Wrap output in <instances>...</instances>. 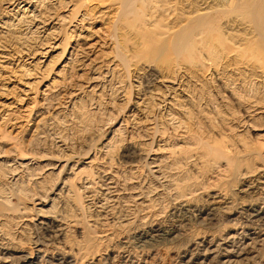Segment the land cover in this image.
Returning <instances> with one entry per match:
<instances>
[{"label": "rangeland", "instance_id": "1", "mask_svg": "<svg viewBox=\"0 0 264 264\" xmlns=\"http://www.w3.org/2000/svg\"><path fill=\"white\" fill-rule=\"evenodd\" d=\"M105 1H108V3L106 4ZM125 1L0 0V248L9 249L13 254H16L15 256H22L20 252H23L24 250L30 251L32 256L36 259L35 262L38 264L40 261V264H45L47 262V264H58L59 262V264H64V262L65 264H75V260L76 264H129V262L130 264H200V262L202 264L203 260L205 264H214V262L215 264H224L222 262L224 256L221 254L223 253V250L217 248V252L213 254L209 252V254L207 251H205L206 244L208 241L210 243L212 241L213 245L217 238L222 239L220 237H224V235L235 229V227L241 228L246 224L245 226L250 228L252 222L249 221L248 218L246 219V217L241 213H243V210H247L248 208L262 206L260 200L264 196V194H262L264 193V190L260 188L261 186H259V184L261 183V179L264 178V169H262V167H264V150H262L264 149V83L262 79L256 78V73L250 74L251 72H249L250 70L248 67H252H250L245 62L244 58H241V60L240 58H234L229 60V63L227 61L224 62V60H221L222 62H218L217 65L220 72V76H218L219 78L211 76L213 63L212 61L210 62V60L208 61L209 58H207L205 53L202 54L204 57L206 56V59L201 54V58H204L202 59L203 63L201 64L205 66V71L201 73L204 75V78L201 77L203 75H199L200 73H198V75L195 74L191 76L193 73L186 72V70L183 69L186 66L182 67L184 62L181 65L179 64V61L174 63V67L176 69L173 68V73L176 74L174 75L171 73L169 75L170 79L167 78L168 76L166 77V75H168L167 73L165 74L164 72H160V67H158L156 64L153 65L152 62H149V64L151 63L149 68L148 61L140 60V62L144 61L140 63L139 60L134 58H132L133 60H130L131 58L129 57L127 64H124L120 54L117 55L115 53L117 49L114 47V41H116L118 34H121V30L120 32L118 30H116L117 32L114 30L115 28L118 29V26L116 27L113 25L115 24V22H113L115 18L112 19V17L117 15L116 13L120 11L119 8L122 7V3L124 2L125 5H129L128 10H131L130 12H134V14L136 13V16L132 13V17L131 13H129L128 10H125V16L130 17L134 22L139 20V24L146 28L148 27L149 30L155 31V29L162 30V28L164 29L165 26H169L166 28L171 30V25H185L187 24L188 17H191L190 15H192V19H196L200 16L199 13H203L205 14V20L208 23L210 21L212 23L210 22V24L206 25L203 24V26L199 25L201 24L200 22L198 23V26H202L206 29V33H200L197 31V39L202 41V45L205 43L207 37L216 35L218 37L220 36L222 43L229 42L233 46H238L237 48L241 49V45H238L240 44L239 42H241V38L243 39L250 34V26L247 28L248 24L244 22V15L247 11L252 10L256 4L258 6L259 4L263 3L264 0H254L253 2L251 0H247V3L246 0H147L148 2H142V0ZM131 1L133 2L131 3ZM154 1L156 4H154ZM109 2L113 3L109 4ZM150 2H153V5ZM242 4H244V7ZM113 5H117L114 6L115 10ZM142 6H144L143 9ZM161 6H163L165 11L160 8ZM135 7L137 10H135ZM186 8L187 10H185ZM144 9H147V12ZM157 9L159 11H157ZM140 10H142V13L139 12ZM197 10L199 12L196 13ZM208 10L210 11L207 12ZM241 10L243 11L242 13H240ZM114 11H116V13ZM156 12H158V14H156ZM193 12L196 14L195 16ZM146 14L148 15L146 16ZM210 14L211 16H209ZM236 16L239 17L236 19ZM83 17L86 18V20ZM185 17H187V19ZM182 18L185 20V22H183V20L181 21ZM179 19L180 21L178 22ZM238 20L243 23L240 24ZM151 22L152 24H150ZM176 23H179V25ZM237 24L244 25L242 27L238 26ZM209 26L211 28H209ZM233 27L234 29L241 28L242 30H232ZM223 32L225 33L223 34ZM245 32L248 33V35H245ZM231 36L235 39L233 42V38ZM228 37L231 38V41ZM238 37L241 38L239 39ZM223 38H226V40ZM91 43L96 45V47L93 45L94 49H90L88 51L86 44ZM243 46L244 45H242V47ZM70 52L73 53L71 54ZM113 53H115L117 57ZM118 60L120 62H118ZM234 61L236 65L235 67ZM238 61L240 63L236 64ZM113 64L118 66H113ZM123 64L125 66L129 65V67L127 66L129 69L126 68V72V69L123 70ZM141 64L143 66L142 68ZM220 65L222 66L220 67ZM133 66L135 68H133L134 70H132ZM152 68H156L158 70H154ZM115 69L120 71H116ZM175 70L178 71L176 72ZM108 71L109 73H107ZM128 71L130 72L128 73ZM187 71L190 70L188 69ZM238 71L242 73L238 74ZM234 72L238 73L235 74ZM247 73L250 77L246 76ZM228 74L231 79L233 78L232 80L227 76ZM232 74H235L238 77L241 75L240 80L238 77ZM254 75L256 76L255 78ZM194 76H198L199 78L197 77V79H195L196 77ZM235 77L237 82L234 80ZM228 78L230 80H228ZM251 78L254 81L251 80ZM241 79L242 82H240ZM246 81L248 82L246 83ZM255 82L256 84H254ZM242 83L244 86H242ZM251 83L253 84L254 88L256 87V90L252 89L253 86ZM225 84L228 85L226 86ZM258 84L260 86H258ZM226 87H228L227 91ZM241 87H244V89ZM229 88L234 91L228 90ZM245 89L248 90L250 94L254 92L255 93L250 95ZM239 91H242L240 92L242 100L244 96H246L243 100L245 104L243 101H241V97L238 98L237 96L239 95ZM230 92H232V95ZM241 93L247 94L242 95ZM186 94L190 96L188 97ZM248 95L249 97H247ZM261 96L263 97L261 98ZM247 98L251 100H246ZM254 98L255 100L257 99L258 102H256L259 105L257 104L256 106V102L253 101ZM142 99L144 100L141 101ZM173 101L177 105H184V108H186L189 112L192 110L191 112L193 117H190V119H193L192 124L194 125L193 127L196 128L193 130L197 134L201 132L203 135L201 137L205 138L203 139L206 143L212 146L217 144L219 145V148H223L227 152V155H230L231 158H234L239 162H241L240 159L242 160L243 163L240 164H244L246 167L241 168V165H239V168L242 170V172H252L253 176L250 177L251 179L249 178L250 181L248 179L247 183H243L239 177L236 178L233 176L229 170H224L225 165L222 162H220L221 164H214L209 166V168H206L205 164H196L197 162L195 163V161L190 158L192 153H190V157L188 156V151L190 148L187 147L186 144L188 143L189 146V140L186 138V135H184L185 131H183L184 129L179 128L180 125L177 119H173L168 116L170 112L172 113L175 111L176 104H174ZM180 101H182V103ZM252 101L255 104H253ZM259 101L262 102L261 106L263 108H261ZM247 103L251 105H248ZM136 104L138 105L137 107ZM139 104H142L143 106H140ZM173 105H175V108L172 107ZM251 106L253 108H251ZM261 110L262 112H260ZM231 117L232 119L230 120ZM40 119L41 122H39ZM42 119H44V121ZM156 121H161L162 123L158 122L157 124ZM174 122H176V124ZM37 123H40L41 126ZM156 124L158 126H156ZM34 125H36V127ZM158 127L160 128L158 129ZM208 137L211 139L209 138L208 140ZM182 138L186 139L187 141ZM166 139L167 141H165ZM156 142L157 144L159 143V147L157 146ZM165 142H167V144ZM180 143L183 144L181 145ZM222 144L225 146V148ZM167 145L169 147H165ZM108 146H111L109 147L110 149ZM177 146H179V149L184 147L183 149L185 152L187 149V152L185 153L186 155L183 153L184 151L179 150ZM173 148L174 150L178 149V155L177 151H175L176 153L173 152ZM157 149H159V151ZM240 149L243 152H241ZM161 150H172V152L170 151L171 153H168L163 151L165 153L164 154ZM180 151L182 153H180ZM230 151L232 153H230ZM255 152L259 154L257 155ZM169 154L173 156L172 160L170 159L171 161L169 160V158H171V156H168ZM181 154L187 156L189 160L185 156H179ZM233 155H237V157H232ZM238 155L240 156L238 157ZM259 155L261 156V159ZM103 157H105L106 160H104ZM174 157H176V159L179 158V160L180 158L184 157L181 160H187L186 162L184 161L185 164L180 160L181 170L178 169L179 167L172 166L175 163ZM87 158H90L92 163L95 164H87ZM160 158L162 162L159 160ZM164 158H167V162L169 160V162L173 164L168 162L171 164L169 165L166 160H164ZM256 158L259 160L256 161ZM109 159L111 161H109ZM249 159L252 163H250ZM173 160L174 162H172ZM101 161L105 167L103 164H101ZM176 162H178V160H176ZM187 162L191 165L186 164ZM145 163L147 164V168L145 167ZM64 164H67L68 167L66 166V168H64ZM96 164H98L97 166L99 167H96ZM156 164H158V167L155 166ZM193 164L196 166H193ZM88 165L89 167L87 168L86 166ZM113 165L114 169H111L113 168ZM197 165L199 167H197ZM154 166L156 168L160 167V170L162 171L159 170V173L161 174L155 175L154 172H151L153 171V168H155ZM170 166L172 167L171 169ZM202 166L205 167L203 168ZM61 167H63V169ZM82 168L88 170H83ZM91 168L93 170H91ZM97 168H101L103 171L100 169V172H102L99 173V169ZM182 168L185 169L183 170ZM261 169L262 171H260ZM148 170L150 172L148 174L150 175L147 174ZM167 170H171L172 172L169 171V174ZM60 171L62 172L60 173ZM77 171L83 172H81V174L78 172L80 174L79 175L78 173L76 174ZM84 171L88 172V174L84 173ZM89 171L91 173H89ZM130 171H133L132 175ZM179 171H181L182 174L181 172L178 174ZM224 171H228V174L226 173L225 175ZM70 172L73 174L71 175ZM166 172L168 173V177H166ZM83 173L84 175H82ZM176 174L179 176L176 177ZM74 175H78V177L80 176L81 178L77 177V179ZM152 175L153 177H150ZM161 175L166 176H163L162 178ZM181 175H183L182 177L183 180L185 179V182H188L189 180L188 185L190 183V185L193 186V183H196V181L198 182V184H194V189L192 188L193 191L195 190L194 192H196V194L192 192L191 189L187 190L189 193L191 191L192 194L197 195L195 197L193 195L192 199L194 201L192 199L189 201L192 205H190L191 208L179 207L182 201L188 200V197H182L181 193H179L182 190L181 187L179 188V191H176L175 193L173 190L176 188V182L178 185L179 183L182 184ZM185 175L186 177H184ZM95 176H97L98 179L101 178L100 180L102 182L99 181ZM171 176L174 177V179ZM71 177L74 179L72 182L73 185L71 183L73 180ZM159 178L161 179L158 180ZM168 178L175 184L171 185L173 183H170L167 180ZM175 178L177 180L176 182ZM193 178H195L196 181ZM178 179H180L181 182H179L180 180L178 181ZM234 179H236L237 182ZM115 180H117L116 184L118 185L114 184ZM233 180L235 182H233ZM108 181H110L111 185H109ZM75 182H78L79 186L81 185L80 187H83V189L78 186V183L74 185ZM158 182L160 184H158ZM187 182L185 184H187ZM240 182L242 183L240 184ZM66 183H68V185ZM96 183L97 185H94ZM165 183L167 186L164 185ZM102 184H106V187ZM248 184H250V187L252 188L247 193L249 195H239L237 192H240L242 188ZM98 185L104 186L103 190L102 186H100V188ZM174 186L175 188H173ZM231 186L233 187L234 191L232 190ZM121 187L123 189H121ZM169 187L173 189L171 190ZM195 187L198 188V190ZM68 188H70L69 191ZM112 188H115V195ZM153 188H155L154 193H152ZM71 189H73V192L70 191ZM81 189L85 190L82 191ZM157 189L160 190L158 191ZM216 189L218 192H223L222 194L229 195L228 197L230 200L232 199L233 202L230 201L227 205L228 209H226V206L224 209H222L223 211L217 210L213 212L211 209H209L210 207H207L208 204H205L207 203L209 196L215 193ZM255 189H258L259 192H257ZM86 190L87 192H85ZM106 190L110 195H114L115 197L109 196V194L107 195ZM175 190L178 189L176 188ZM200 190L203 194L200 192ZM67 191L69 195L67 194ZM92 191H95L92 193L93 195L90 194ZM111 192L113 193L111 194ZM255 192L259 194L257 195ZM116 193L118 197L116 196ZM177 193L179 196L181 195V197H179ZM75 195L79 197H76ZM145 195L148 196V198ZM98 196L101 197L99 198ZM107 196H109V198ZM130 197L133 199H130ZM107 198L111 201L107 202ZM117 198L118 200H116ZM134 198L140 199L136 200ZM143 198L145 199V202ZM113 200H115V202ZM179 200L182 201L180 202ZM256 200L258 201L256 202ZM145 203L149 206H147ZM96 204L98 206H96ZM106 204L108 207H104ZM77 205L78 207L81 205L79 207L80 209L77 208ZM251 205L252 207H249ZM74 208H77V210H74ZM38 212L40 215H44V217L49 215V219L44 221L45 223L42 222L39 224L41 217L39 216ZM55 216L59 218H56ZM52 217L55 218L52 219ZM63 218L65 219V222H62ZM56 219H58V221H56ZM246 220L248 222H246ZM64 223H66L67 226ZM60 226L64 227L61 228ZM57 229H59L61 234ZM251 229H253L255 233H258L260 229L264 232V225L258 223L257 227L253 226ZM171 231L174 233L173 235ZM148 232L149 237L147 239H142L140 237L143 233ZM165 232H167V236L165 235ZM59 234L62 236L63 234L66 235L62 237ZM212 235L214 236L212 237ZM139 237L140 239H138ZM173 239L176 240L172 241ZM242 243L243 241L240 242V244ZM240 244H235L233 247V252L237 253L238 251H243L245 249V247L241 246ZM248 244L250 245L249 247L252 248L253 253L251 254L252 257H249V259H251V263L264 264V243L259 244L258 241H250ZM251 244H253V247ZM46 245L47 248H45ZM16 246L20 249L22 248L23 251ZM243 247L244 249H241ZM39 249L41 252L38 251ZM69 249L72 250L69 251ZM191 249L192 253L190 252ZM219 251L221 255H219ZM77 252L80 253L78 254ZM203 252H205V254H203ZM73 253L76 255L74 254V256H72ZM183 253H189L192 255V258L189 260L190 263L189 261H183ZM257 253L260 254L257 255L258 257L256 256ZM66 255H71V258ZM214 255H218L215 257L216 259L214 258ZM63 257L65 258L63 259ZM73 257L75 260L72 259ZM261 257L263 258L261 259ZM100 259L102 261H100ZM249 259L247 260L248 262L246 261L244 264H251L249 263ZM42 260H44V262Z\"/></svg>", "mask_w": 264, "mask_h": 264}, {"label": "bare ground", "instance_id": "2", "mask_svg": "<svg viewBox=\"0 0 264 264\" xmlns=\"http://www.w3.org/2000/svg\"><path fill=\"white\" fill-rule=\"evenodd\" d=\"M93 1V0H92ZM121 1H123V0H121ZM125 1V0H124ZM128 1V0H127ZM134 1V0H133ZM133 1H131V3L133 2ZM136 1V0H135ZM139 1V0H138ZM145 1H147V0H142V2H145ZM150 1V0H149ZM152 1V0H151ZM242 1V0H241ZM252 2L254 1V0H251ZM257 1V0H256ZM262 1V0H261ZM106 2V1H105ZM126 2V1H125ZM148 2V1H147ZM146 2V3H147ZM158 2V1H157ZM174 2V1H173ZM172 2V3H173ZM188 2V1H187ZM203 2V1H202ZM249 2V1H248ZM102 3H104V2H102ZM101 3V4H102ZM108 3V1L106 2V4ZM110 3H113V2H109V4ZM127 3V2H126ZM140 3V2H139ZM138 3V4H139ZM150 3H152V5H153V2H150ZM240 3V2H239ZM245 3V2H244ZM246 3H247V0H246ZM251 3V2H250ZM250 3H248V4H250ZM259 3H261V2H259ZM123 5H122V7L121 8H119L120 9V11L118 12V13H116V11H114L117 15H115V17H112V19L113 18H115V20L113 21V22H115V24H113V25H115L118 29H114L115 31L116 30H118L119 32H120V30H121V34H118V37H116L117 39H116V41H114L115 43H114V47L117 49L116 51H115V53L117 54V55H119L120 54V56L122 57V62L124 63V64H127V62L129 61V57L131 58L130 60H133L132 58H134V59H137V60H139V62H140V60H145V61H148V66H149V68H150V64H149V62H152L153 63V65L154 64H156L158 67H160V72H164L165 74L167 73L168 75H166V77L167 78H169L170 79V74L171 73H173V70L174 69H176L175 67H174V63H176L177 61H179V64H181L182 65V63H183V65H182V67H184V66H186V67H184L183 69L184 70H186V72H191V73H193L191 76H193V75H195V74H197L198 75V73H200L199 75L201 76V75H203V74H201L202 72H204L205 71V66L204 65H201L203 62H202V59H204L205 57H204V53L207 55V58H209L208 59V61L210 60V62L212 61V63H213V65H212V67H213V69H212V74H211V76H215V77H218V76H220L219 75V68H218V62H220L221 60H224V62L225 61H229V60H232V59H239L240 58V60H241V58H244V60H245V62L250 66V67H252V68H249L248 66V69L250 70L249 72H251L250 74H255L256 73V76L254 75V78L256 77L257 79L259 78V79H262V81H263V83H264V2L263 3H261V4H259L258 6H257V4H256V6L254 7V3H253V9L252 10H249V11H247L246 12V14L244 15V22H246V24H248V27L247 28H249V26H250V31H249V36H247V37H244L245 35H248V33H246L243 37V39L241 38V42H239L240 44H238L239 46L241 45V49H239V48H237L236 46H233L231 43H222V39H220V36L218 37V36H216V35H214V36H211V37H207L206 38V41H205V43H203V45H202V41L201 40H199V39H197V31L198 32H200V33H206V29L204 28V27H202L203 26V24H210V22L208 23L206 20H205V14H201V13H199L200 14V16L199 17H197L198 18V20H197V18L196 19H192L191 17H192V15H190L191 17H188V19H187V17H185L188 21H187V24H185V25H182L181 23V25H179V23H176V24H178L179 26H175V25H171L172 26V29L171 30H169V28H166V27H169V26H165V28L163 29L162 28V30H158V29H155V31L154 30H149V28L147 27H144V26H142L141 24H139L138 22H139V20H137L136 22H134V21H132L131 20V18L130 17H127V16H125L124 15V12H125V10H128V4H124V2L122 3ZM137 4V3H136ZM135 4V5H136ZM154 4H156L155 3V1H154ZM201 4V3H200ZM214 4V3H213ZM247 4V5H248ZM144 5V4H143ZM146 5V4H145ZM151 5V4H150ZM149 5V6H150ZM151 5V6H152ZM159 5V4H158ZM224 5V4H223ZM227 5V4H226ZM241 5V4H240ZM243 5V7H244V4H242ZM110 6V5H109ZM112 6V5H111ZM114 6H117V5H113V7ZM133 6H134V4H133ZM133 6L131 5V7L133 8ZM138 6V5H137ZM147 6V5H146ZM164 6V5H163ZM163 6H161L160 8H162L163 9V11H165V9L163 8ZM193 6V5H192ZM143 7L144 6H142V9H143ZM148 7V6H147ZM153 7V6H152ZM155 7V6H154ZM166 7H168V6H166ZM174 7V6H173ZM173 7H171V8H173ZM213 7V6H212ZM215 7V6H214ZM111 8V7H110ZM109 8V9H110ZM116 8H118V7H116ZM151 8V7H150ZM187 8H188V6H187ZM187 8L185 9V10H187ZM211 8V7H210ZM111 9H113V8H111ZM118 9V10H119ZM200 9V8H199ZM206 9H208V8H206ZM212 9V8H211ZM210 9V10H211ZM220 9V8H219ZM229 9V8H228ZM239 9V8H238ZM114 10H115V7H114ZM134 10V9H133ZM135 10H137V8L135 7ZM134 10V11H135ZM138 10H139V8H138ZM144 10H146V12H147V9H144ZM149 10V9H148ZM167 10V9H166ZM170 10V9H169ZM210 10H208L207 12H209ZM226 10V9H225ZM242 10H244V9H242ZM241 10V12L240 13H242L243 11ZM89 11H91V10H89ZM129 11V10H128ZM131 11V10H130ZM129 11V13H131V15H132V13H133V15H135L134 14V12H130ZM156 11V10H155ZM157 11H159L158 9H157ZM162 11V10H161ZM184 11V10H183ZM202 11V10H201ZM200 11V12H201ZM213 11V10H212ZM227 11V10H226ZM138 12V11H137ZM139 12H141L142 13V10H140ZM138 12V13H139ZM149 12H150V10H149ZM188 12V11H187ZM187 12H185V13H187ZM197 12H199L198 10L196 11V13ZM206 12V11H205ZM206 12V13H207ZM238 12H239V10H238ZM92 13V12H91ZM127 13V12H126ZM137 13V14H138ZM152 13V12H151ZM182 13H184V12H182ZM188 13H190V12H188ZM194 13V12H193ZM192 13V14H193ZM212 13V12H211ZM156 14H158V12H156ZM198 14V15H199ZM239 14V13H238ZM92 15V14H91ZM112 15H113V13H112ZM133 15H132V17H133ZM148 14H146V16H147ZM161 15V14H160ZM182 15V14H181ZM196 14L194 13V16H195ZM85 16V15H84ZM136 16V15H135ZM143 16V15H142ZM145 16V17H146ZM177 16V15H176ZM193 16V17H194ZM209 16H211V14L209 15ZM89 17V16H88ZM180 17V16H179ZM239 17V16H238ZM237 16H236V19L238 18ZM84 18V17H83ZM139 18H140V15H139ZM144 18V17H143ZM148 18V17H147ZM191 18V19H190ZM211 18V17H210ZM85 20H86V18H84ZM141 19H142V17H141ZM148 19H150V18H148ZM164 19V18H163ZM236 19H235V21H236ZM84 20V21H85ZM183 20V22H185V20L182 18L181 19V21ZM209 20V19H208ZM83 21V20H82ZM180 21V19L178 20V22ZM215 21V20H214ZM233 21V20H232ZM239 21V23L241 24V23H243V22H240V20H238ZM172 22V21H171ZM201 23V24H199V25H202L201 27L200 26H198V23ZM212 23V22H211ZM232 23V22H231ZM236 23V22H235ZM150 24H152V22L150 23ZM149 24V25H150ZM225 24V23H224ZM245 24V23H244ZM243 24V25H244ZM238 25V24H237ZM243 25H238V26H242L243 27ZM174 26V27H173ZM232 26H233V24H232ZM237 26V27H238ZM245 26H247V25H245ZM212 27H213V25H212ZM171 28V27H170ZM209 28H211L210 26H209ZM232 28V27H231ZM246 28V27H245ZM161 29V28H160ZM238 29V28H237ZM236 28L234 29V27H233V29L232 30H237ZM241 29V28H240ZM240 29H238V31L240 30ZM242 30V29H241ZM115 31H114V33H115ZM237 31V32H238ZM117 32V31H116ZM236 32V33H237ZM220 33V32H219ZM218 33V34H219ZM225 32H223V34H224ZM244 33V32H243ZM242 34V33H241ZM235 35H237V34H235ZM240 35V34H239ZM238 35V36H239ZM114 36V35H113ZM112 36V37H113ZM116 36V35H115ZM233 36V35H232ZM231 36V37H232ZM242 36V35H241ZM234 37V36H233ZM232 37V38H233ZM222 38V37H221ZM227 38V37H226ZM226 38L224 39V40H226ZM229 38V37H228ZM239 38V37H238ZM238 38H236V39H238ZM239 38V39H240ZM230 39V41H231V38H229ZM85 40V39H84ZM115 40V39H114ZM233 40H235L234 38L232 39V42H233ZM113 41V40H112ZM239 41V40H238ZM242 43V44H241ZM96 44V43H95ZM99 44V43H98ZM112 44V43H111ZM235 44H236V42H235ZM234 44V45H235ZM93 43H91V44H86V46H87V50L89 51L90 49H94L93 48ZM242 45H244L243 47H242ZM95 47H96V45H94ZM222 46H223V48H222ZM57 47V46H56ZM84 47V46H83ZM114 49V48H113ZM85 50V49H84ZM47 51V50H46ZM113 51V50H112ZM75 52V51H74ZM45 53V52H44ZM71 53V52H70ZM73 53V52H72ZM71 53V54H72ZM115 53H113V54H115ZM203 53V54H202ZM46 54V53H45ZM76 54V53H75ZM82 54V53H81ZM115 54V55H116ZM201 54L203 55V57L201 58ZM221 54H224V55H221ZM44 55V54H43ZM114 55V56H115ZM117 55H116V57H117ZM77 56V55H76ZM75 56V57H76ZM79 56V55H78ZM119 57V56H118ZM246 57V58H245ZM69 58H70V56H69ZM112 58H114V57H112ZM78 59V58H77ZM116 59H118V58H116ZM206 59V58H205ZM81 60V59H80ZM70 61V60H69ZM94 61V60H93ZM72 62V61H71ZM113 62H115V61H113ZM112 62V63H113ZM118 62H120L119 60H118ZM136 62V61H135ZM141 62H144V61H141ZM140 62V63H141ZM206 62V61H205ZM222 62V61H221ZM231 62V61H230ZM107 63V62H106ZM109 63V62H108ZM134 63V62H133ZM208 63V62H207ZM229 63V62H228ZM238 63H240L239 61L236 63V64H238ZM123 64V65H124ZM139 64V63H138ZM209 64V63H208ZM207 64V65H208ZM220 64H223V63H220ZM225 64V63H224ZM246 64V65H247ZM91 65V64H90ZM111 65V64H110ZM134 65V64H133ZM155 65V66H156ZM240 65V64H239ZM245 65V64H244ZM243 65V66H244ZM93 66V65H92ZM91 66V67H92ZM97 66V65H96ZM113 66H118V65H114L113 64ZM120 66H122V65H120ZM129 67V65H124V68H123V70L124 69H126V68H128ZM131 66V65H130ZM136 66H137V64H136ZM145 66V65H144ZM222 65H220V67H221ZM236 65H235V61H234V67H235ZM90 67V68H91ZM143 66H142V64H141V68H142ZM146 67V66H145ZM144 67V68H145ZM152 67V66H151ZM157 67V68H158ZM210 67V66H209ZM208 67V68H209ZM224 67V66H223ZM230 67H231V65H230ZM233 67V66H232ZM93 68V67H92ZM134 68V66L132 67V70H134L133 69ZM139 68V67H138ZM174 68V69H173ZM178 68V67H177ZM227 68H228V66H227ZM99 69V68H98ZM111 69V68H110ZM118 69V68H117ZM120 69V68H119ZM129 69V68H128ZM131 69V68H130ZM152 69H154V70H158V69H156V68H152ZM180 69V68H179ZM190 70V71H187V70ZM239 69V68H238ZM247 69V68H246ZM252 69V70H251ZM92 70V69H91ZM116 70V69H115ZM121 70V69H120ZM120 70H116V71H120ZM141 70V69H140ZM228 70V69H227ZM234 70V69H233ZM244 70V69H243ZM96 71V70H95ZM111 71V70H110ZM127 71V69L125 70V72ZM137 71V70H136ZM150 71V70H149ZM176 72L178 71V70H175ZM224 71H225V69H224ZM224 71H223V73H224ZM232 71V70H231ZM230 71V72H231ZM234 71H236V70H234ZM240 71H242V70H240ZM130 71H128V73H129ZM152 72V71H151ZM155 72V71H154ZM159 72V71H158ZM180 72V71H179ZM183 72H185V71H183ZM226 72V71H225ZM239 72V71H238ZM237 72V73H238ZM244 72H245V70H244ZM247 72V71H246ZM248 72V73H249ZM99 73V72H98ZM103 73V72H102ZM101 73V74H102ZM107 73H109V71L107 72ZM107 73H105V74H107ZM118 73H120V72H118ZM161 73V74H162ZM233 73V72H232ZM235 74H237L236 72H234ZM242 73V72H241ZM240 72L238 73V74H241ZM247 73V75L246 76H249V74ZM100 74V75H101ZM114 74V73H113ZM127 74V73H126ZM174 74V73H173ZM176 74V73H175ZM174 74V75H175ZM186 74V73H185ZM208 74V73H207ZM221 74H222V70H221ZM235 74H232V75H235ZM112 75V74H111ZM122 75V74H121ZM158 75V74H157ZM205 75H206V73H205ZM243 75H244V73H243ZM119 76V75H118ZM129 76V75H128ZM161 76H163V75H161ZM225 76V75H224ZM228 77H229V74L227 75ZM236 76V75H235ZM241 76V75H240ZM240 76L238 77V76H236V77H238L239 78V80H240ZM245 76V77H246ZM252 76V75H251ZM113 77V76H112ZM194 77H196V76H194ZM198 77V76H197ZM197 77L195 78V79H197ZM201 77H203L204 78V75L203 76H201ZM201 77H200V79H201ZM214 77V78H215ZM221 77H222V75H221ZM236 77H235V81H236ZM244 77V76H243ZM250 77V76H249ZM95 78V77H94ZM93 78V79H94ZM137 78V77H136ZM164 78V77H163ZM171 78H173V77H171ZM199 78V77H198ZM213 78V79H214ZM219 78V77H218ZM226 78V77H225ZM230 78V77H229ZM228 78V80H230ZM237 78V79H238ZM129 79V78H128ZM159 79V78H158ZM187 79V78H186ZM189 79H191V78H189ZM194 79V78H193ZM199 79V80H200ZM210 79V78H209ZM233 79V78H232ZM231 79V80H232ZM244 79V78H243ZM91 80V79H90ZM113 80V79H112ZM111 80V81H112ZM122 80V79H121ZM165 80V79H164ZM172 80V79H171ZM203 80V79H202ZM248 80H249V78H248ZM251 80H253L252 78H251ZM201 81V80H200ZM226 81H227V79H226ZM244 81H245V79H244ZM254 81V80H253ZM261 81V82H262ZM92 82V81H91ZM175 82V81H174ZM208 82V81H207ZM225 82V81H224ZM230 82V81H229ZM233 82V81H232ZM237 82V81H236ZM240 82H242V79H241V81ZM248 81H246V83H247ZM259 82H260V80H259ZM204 83V82H203ZM235 83V82H234ZM253 83V82H252ZM251 83V84H252ZM118 84V83H117ZM197 84V83H196ZM199 84V83H198ZM241 84V83H240ZM250 84V83H249ZM249 84H247V85H249ZM254 84H256V82L254 83ZM226 85V84H225ZM228 85V84H227ZM226 85V86H227ZM230 85V84H229ZM233 85V84H232ZM231 85V86H232ZM238 85H239V83H238ZM240 86V85H239ZM242 86H244L243 85V83H242ZM246 86V85H245ZM252 86H253V84H252ZM252 86H251V88H252ZM256 86V85H255ZM258 86H260L259 84H258ZM263 86V85H262ZM89 87V86H88ZM169 87V86H168ZM222 87V86H221ZM90 88V87H89ZM92 88V87H91ZM184 88V87H183ZM227 88L228 87H226V91H227ZM238 88V87H237ZM242 88V87H241ZM248 88V87H247ZM246 88V89H247ZM256 88V87H255ZM254 88V86H253V90L255 89ZM259 88V87H258ZM257 88V89H258ZM225 89V88H224ZM233 89V88H232ZM240 89V88H239ZM238 89V90H239ZM242 89H244V87L242 88ZM245 89V90H246ZM251 89V90H252ZM260 89V88H259ZM176 90V89H175ZM228 90H231L230 88L228 89ZM256 90V89H255ZM91 91V90H90ZM93 91V90H92ZM180 91V90H179ZM231 91H234V90H231ZM247 91V93H249V91L248 90H246ZM245 91V92H246ZM258 91H260V90H258ZM176 92V91H175ZM186 92V91H185ZM229 92V91H228ZM235 92H237V91H235ZM234 92V93H235ZM240 92H242V91H239V95H237L238 96V98L239 97H241L240 99H241V101H243L244 100V98L246 97V96H244V98H243V100H242V96H240ZM182 93V92H181ZM232 92H230V94H231ZM247 93H245V94H247ZM255 93V92H254ZM254 93H251V94H254ZM262 93V92H261ZM261 93H260V95H261ZM177 94V93H176ZM242 94V93H241ZM244 93L242 94V95H245ZM250 94V93H249ZM250 94V95H251ZM258 94V93H257ZM256 94V95H257ZM263 94V93H262ZM187 95V94H186ZM232 95V94H231ZM233 95H235V94H233ZM259 95V94H258ZM188 96V95H187ZM190 96V95H189ZM188 96V97H189ZM164 97V96H163ZM176 97V96H175ZM194 97V96H193ZM232 97H234V96H232ZM247 97H249V95L247 96ZM255 97V96H254ZM258 97V96H257ZM263 96H261V98H262ZM143 98H145V97H143ZM181 98V97H180ZM236 98V97H235ZM261 98H260V100H261ZM264 98V97H263ZM239 99V100H240ZM249 98H247L246 100H248ZM144 99H142L141 101H143ZM182 100V99H181ZM185 100V99H184ZM236 100V99H235ZM245 100V101H246ZM249 100H251V99H249ZM146 101V100H145ZM170 101H172V100H170ZM189 101V100H188ZM188 101H187V103H188ZM254 102H256L257 101V99L255 100V98H254V100H253ZM252 101V102H253ZM138 102V101H137ZM169 102V101H168ZM181 103H182V101H180ZM180 102H178V103H180ZM185 102V101H184ZM190 102V101H189ZM253 102V104H255ZM258 102V101H257ZM256 102V106H257V103ZM260 102V101H259ZM135 103V102H134ZM140 103V102H139ZM143 103V102H142ZM173 103H174V101H173ZM239 103V102H238ZM243 103H244V101H243ZM145 104V103H144ZM148 104V103H147ZM146 104V105H147ZM174 104H176V103H174ZM186 104V103H185ZM240 104V103H239ZM245 104V103H244ZM243 104V105H244ZM248 104V103H247ZM140 106L142 105V104H139ZM146 105H144V106H146ZM188 105V104H187ZM186 105V106H187ZM194 105V104H193ZM241 105H242V103H241ZM248 105H251V104H248ZM259 105V104H258ZM262 105V102H260V106ZM138 105L136 104V107H137ZM143 106V105H142ZM148 106V105H147ZM170 106H171V103H170ZM175 105H173L172 107H174ZM191 106H192V104H191ZM195 106H196V104H195ZM194 106V107H195ZM256 106H255V108H256ZM149 107V106H148ZM176 107V108H175ZM174 108H175V111H173L172 113L170 112V114L168 115V116H170V118H173V119H177L178 121H179V125H180V127L179 128H182V129H184L183 131H185L184 133V135H186V138L189 140V146H188V143H186L187 144V147H189L190 148V150L188 151V156L190 155V153H192L191 154V159L192 160H194L195 161V163L196 164H198V163H202L203 165L205 164V166H206V168H209V166H212V165H214V164H221L220 162H222V163H224V165H225V168H224V170L226 169V170H229L230 172H231V174H233V176H235L236 178H238L239 177V179L240 180H242V182L244 183H247V180L251 177V176H253L252 175V172L250 173V172H242V170H240V168H239V165H241L243 162H242V160L240 159V161L241 162H239V161H237L236 159H234V158H231L230 157V155H227V152L223 149V148H219V145H209L208 143H206L205 141H204V139L201 137V136H203L202 135V133H201V135L199 136V134H197L193 129H196V128H194L193 126V124H192V120L193 119H190V117H193L192 116V110H190V112L186 109V108H184V105H177L176 104V106H175ZM143 108V107H142ZM145 108V107H144ZM147 108V107H146ZM171 108V107H170ZM169 108V109H170ZM196 108V107H195ZM248 108V107H247ZM251 108H253L252 106H251ZM258 108V107H257ZM261 108H263L262 106H261ZM42 109V108H41ZM44 109V108H43ZM139 109V108H138ZM194 109V108H193ZM244 109V108H243ZM264 109V108H263ZM259 110V109H258ZM151 111V110H150ZM170 111H171V109H170ZM247 111V110H246ZM245 111V112H246ZM254 111V110H253ZM30 112H32V111H30ZM244 112V113H245ZM257 112V111H256ZM260 112H262V110L260 111ZM33 113V112H32ZM167 113H169V112H167ZM190 113V114H189ZM205 113V112H204ZM137 114V113H136ZM194 114V113H193ZM220 114V113H219ZM227 114V113H226ZM225 114V115H226ZM248 114V113H247ZM41 115V114H40ZM146 115H147V113H146ZM191 115V116H190ZM195 115V114H194ZM224 115V116H225ZM233 115V114H232ZM134 116V115H133ZM143 116V115H142ZM149 116V115H148ZM150 117V116H149ZM209 117V116H208ZM218 117V116H217ZM235 117V116H234ZM47 118V117H46ZM146 118V117H145ZM169 119V118H168ZM195 119V118H194ZM232 119V117L230 118V120ZM35 120V119H34ZM43 121H44V119H42ZM47 120V119H46ZM132 120V119H131ZM160 120L162 121V119L160 118ZM42 121V122H43ZM161 121H158V122H161ZM172 121V120H171ZM195 121V120H194ZM39 122H41V119H40V121ZM148 122V121H147ZM153 122V121H152ZM158 122L156 121V123L158 124ZM177 122V121H176ZM176 122H174L175 124H176ZM248 122V121H247ZM46 123V122H45ZM150 123V122H149ZM162 123V122H161ZM160 123V124H161ZM37 124H40V123H37ZM151 124V123H150ZM156 124V126H158ZM162 125H164V124H162ZM161 125V126H162ZM35 127H36V125H34ZM37 126H39V125H37ZM40 126H41V124H40ZM160 126V125H159ZM165 126V125H164ZM171 126H172V124H171ZM176 126V125H175ZM163 127V126H162ZM178 127V126H177ZM197 127V126H196ZM152 128H153V126H152ZM157 128V127H156ZM155 128V129H156ZM160 127H158V129H159ZM165 128V127H164ZM178 129V128H177ZM176 129V130H177ZM199 129V128H198ZM163 130H165V129H163ZM35 131V130H34ZM197 131V130H196ZM160 132H161V130H160ZM158 133V132H157ZM163 133V132H162ZM166 133V132H165ZM183 133V132H182ZM161 134V133H160ZM37 135V134H36ZM154 135H155V132H154ZM158 135V134H157ZM260 135V134H259ZM164 136V135H163ZM162 136V137H163ZM208 136V135H207ZM263 136V135H262ZM161 137V138H162ZM218 137V136H217ZM260 137V136H259ZM155 138H156V136H155ZM184 138H185V136H184ZM184 138H182V139H184ZM209 138L210 137H208V140H209ZM133 139V138H132ZM154 139V138H153ZM159 139V138H158ZM163 139V138H162ZM161 139V140H162ZM211 139V138H210ZM184 140H186V139H184ZM155 141V140H154ZM158 141V140H157ZM163 141V140H162ZM165 141H167V139L165 140ZM182 141V140H181ZM187 141V140H186ZM220 141H222V140H220ZM164 142V141H163ZM208 142V141H207ZM211 142V141H210ZM166 144H167V142H165ZM184 143H185V141H184ZM213 143V142H212ZM156 144H157V142H156ZM159 144V143H158ZM158 144H157V146H158ZM163 144V143H162ZM165 144V145H166ZM181 144V143H180ZM183 144V143H182ZM181 144V145H182ZM211 144V143H210ZM224 144V143H223ZM222 144V145H223ZM246 144V143H245ZM173 145H174V143H173ZM226 145V144H225ZM263 145V144H262ZM104 146H105V144H104ZM160 146V145H159ZM158 146V147H159ZM180 146V145H179ZM179 146H177V148L179 149ZM184 146V145H183ZM224 146V145H223ZM230 146V145H229ZM234 146V145H233ZM106 147V146H105ZM109 147H111V146H108V148ZM163 147V146H162ZM165 147H169L168 145L167 146H165ZM171 147V146H170ZM174 147V146H173ZM176 147V146H175ZM185 147V146H184ZM184 147H181L182 149L184 148ZM227 147V146H226ZM246 147V146H245ZM179 149V150H181V151H184V149L182 150V149ZM224 148H225V146H224ZM262 148H263V146H262ZM110 149V148H109ZM161 149V148H160ZM168 149V148H167ZM166 149V150H167ZM177 149V150H178ZM186 149V148H185ZM232 149V148H231ZM230 149V150H231ZM234 149V148H233ZM246 149H247V147H246ZM100 150V149H99ZM102 150V149H101ZM108 150V149H107ZM158 151H159V149H157ZM169 150V149H168ZM173 150H174V148H173ZM177 150H174L173 152L174 153H176L175 151H177ZM228 150V149H227ZM249 150V149H248ZM262 150H264V149H262ZM156 151V150H155ZM162 151V153H164L163 151H165V150H161ZM171 152H172V150H170ZM170 151H165V152H170ZM180 151V153H182ZM229 151V150H228ZM232 151V150H231ZM230 151V153H232ZM240 151H241V149H240ZM251 151V150H250ZM170 152V153H171ZM186 152H187V149H186ZM185 151L183 152L184 154L186 153ZM241 152H243V151H241ZM253 152V151H252ZM264 152V151H263ZM235 153H236V151H235ZM257 155L259 154V153H257V152H255ZM94 154H97V153H94ZM165 154V153H164ZM173 154V153H172ZM179 155V156H185V155ZM239 154V153H238ZM167 155V154H166ZM174 155V154H173ZM176 155V154H175ZM177 155H178V151H177ZM176 155V156H177ZM232 155V154H231ZM85 156H87V155H85ZM149 156V155H148ZM168 156H171V158H169V160L171 159L172 160V155H168ZM168 156H167V158H168ZM235 155H233L232 157H234ZM240 155H238V157H239ZM243 156V155H242ZM247 156V155H246ZM251 156V155H250ZM253 156V155H252ZM264 156V155H263ZM101 157V156H100ZM166 157V156H165ZM185 157H187V156H185ZM235 157H237V155L235 156ZM254 157H255V155H254ZM257 157V156H256ZM259 157H260V159H261V156L259 155ZM258 157V158H259ZM149 158V157H148ZM158 158V157H157ZM163 158V157H162ZM166 158V159H167ZM175 158V159H174ZM173 159L175 160V163H174V165H172V166H176V167H179L178 169L179 170H181V168H180V164H181V162H183L184 163V161H182L181 159H183V158H180V160H181V162H180V160H179V158L178 159H176V157H174ZM188 158V157H187ZM252 158V157H251ZM27 159V158H26ZM103 159L104 160H106L105 159V157H103ZM165 158H164V160H166ZM238 159V158H237ZM243 159V158H242ZM247 159V158H246ZM22 160V159H21ZM96 160H97V157H96ZM151 160V159H150ZM161 162H162V160H161V158L159 159ZM169 160H168V162H169ZM170 160V161H171ZM174 160L172 161V162H174ZM176 160H178V162H176ZM188 160H189V158H188ZM191 160V161H192ZM250 160V159H249ZM253 160H255V159H253ZM257 160H259V159H257L256 158V161ZM264 160V159H263ZM109 161H111L110 159H109ZM159 161V162H160ZM187 161V160H186ZM185 161V162H186ZM190 161V162H191ZM193 161V162H194ZM102 162V161H101ZM100 162V163H101ZM146 162V161H145ZM166 162H167V160H166ZM167 162V163H168ZM189 162V161H188ZM186 163V164H188V165H191V164H189V163ZM258 162H260V161H258ZM20 163H21V161H20ZM66 163H68V162H66ZM87 164H95V163H92V160L89 158H87V162H86ZM169 163H171V162H169ZM168 163V164H169ZM183 163H182V165H183ZM241 163V164H240ZM250 163H252L251 162V160H250ZM264 163V162H263ZM24 164V163H23ZM85 164V163H84ZM99 164V163H98ZM98 164H96V167H99V166H97ZM101 164H103V162L101 163ZM101 164H99V165H101ZM109 164V163H108ZM152 164H153V162H152ZM162 164V163H161ZM161 164H159V165H161ZM163 164H164V162H163ZM162 164V165H163ZM171 164H173V163H171ZM171 164H169V165H171ZM185 164V163H184ZM253 164H254V162H253ZM65 165V164H64ZM63 165V166H64ZM86 165V164H85ZM111 165V164H110ZM149 165H150V163H149ZM154 165V164H153ZM158 164H156L155 166L156 167H158L157 166ZM165 165V164H164ZM244 165V164H243ZM243 165H241V168L242 167H246L245 165L243 166ZM256 165H257V163H256ZM66 166H67V164L64 166V168H66ZM103 166H104V164H103ZM138 166V165H137ZM147 166V164L145 163V167ZM154 166V167H155ZM193 166H196L195 164H193ZM205 166H202L203 168L205 167ZM208 166V167H207ZM221 166V165H220ZM247 166H248V164H247ZM253 166V165H252ZM261 166V165H260ZM1 167V166H0ZM25 167H26V164H25ZM68 167V166H67ZM87 168L89 167V165L88 166H86ZM92 167V166H91ZM105 167V166H104ZM104 167H103V169H104ZM107 167H108V165H107ZM149 167V166H148ZM153 167V166H152ZM153 168V171H151V172H154L155 173V175H157V174H161V173H159V170H160V167L159 168ZM162 167V166H161ZM165 167H167V166H165ZM182 167V166H181ZM184 167V166H183ZM186 167V166H185ZM197 167H199L198 165H197ZM62 169H63V167H61ZM72 168H74V167H72ZM93 168V167H92ZM91 168V170H93ZM147 168V167H146ZM150 168H151V166H150ZM149 168V169H150ZM168 168H169V166H168ZM172 167L170 166V169H171ZM196 168V167H195ZM201 168V167H200ZM199 168V169H200ZM215 168V167H214ZM213 168V169H214ZM255 168V167H254ZM257 168V167H256ZM83 169V168H82ZM82 169H80V170H82ZM97 169H99V168H97ZM101 169V168H100ZM100 169L98 170L99 171V173H101L100 172ZM111 169H114V165H113V168H111ZM130 169H131V167H130ZM137 169H139V168H137ZM144 169V168H143ZM152 169V168H151ZM164 169V168H163ZM167 169V168H166ZM176 170H178L177 168H175ZM175 169H174V172H175ZM183 169V168H182ZM185 169V168H184ZM183 169V170H184ZM194 169V168H193ZM198 169V168H197ZM262 169H264V167H262ZM262 169L260 170V171H262ZM8 170V169H7ZM71 170V169H70ZM73 170H76V169H73ZM83 170H88V169H83ZM140 170V169H139ZM182 170V171H183ZM189 170V169H188ZM195 170V169H194ZM243 170H244V168H243ZM248 170H250V169H248ZM106 171V170H105ZM114 171V170H113ZM160 171H162V170H160ZM163 171H165V170H163ZM168 171V170H167ZM170 172H172L171 170H169ZM169 171H168V173H169ZM199 171V170H198ZM255 171H259V170H255ZM62 171H60V173H61ZM71 172H73V171H71ZM70 172V173H71ZM80 173L81 174V172H83V171H77L76 172V174L77 173ZM117 172V171H116ZM131 172V171H130ZM133 172V171H132ZM132 172H131V175H132ZM173 172V173H174ZM180 172L181 171H179V173L178 174H180ZM225 172V171H224ZM264 172V171H263ZM78 173V174H79ZM84 173H87L88 174V172H86V171H84ZM84 173L82 174V175H84ZM89 173H91L90 171H89ZM105 173V172H104ZM107 173V172H106ZM110 173V172H109ZM148 173H150L149 172V170H148V172H147V174ZM164 173V172H163ZM162 173V174H163ZM167 173V172H166ZM168 173H167V176L166 177H168ZM184 173V172H183ZM226 173L228 174V171L227 172H225V175H226ZM261 173V172H260ZM259 173V174H260ZM73 173H71V175H72ZM79 174V175H80ZM97 174H98V172H97ZM116 174V173H115ZM146 174V175H147ZM170 174V173H169ZM175 174V173H174ZM181 174H182V172H181ZM223 174V173H222ZM258 174V173H257ZM60 175V174H59ZM69 175V174H68ZM94 175V174H93ZM92 175V176H93ZM102 175V174H101ZM107 175V174H106ZM108 175H111V174H108ZM148 175H150V174H148ZM187 175V174H186ZM186 175L184 176V177H186ZM195 175V174H194ZM261 175V174H260ZM76 178L78 177V175L76 176V175H74ZM86 176V175H85ZM90 176H91V174H90ZM98 176V175H97ZM97 176H95V177H97ZM100 176V175H99ZM105 176V175H104ZM113 176V175H112ZM115 176H117V175H115ZM114 176V177H115ZM162 176V178H163V176L164 175H161ZM164 176V177H165ZM170 176V175H169ZM177 176H179V175H177L176 174V177ZM183 175H181V177H182ZM228 176V175H227ZM226 176V177H227ZM229 176H231V175H229ZM80 177V176H79ZM78 177V178H79ZM88 177H89V175H88ZM94 177V178H95ZM101 177V176H100ZM103 177V176H102ZM109 177H111V176H109ZM118 177H119V174H118ZM117 177V178H118ZM150 177H153V175L152 176H150ZM155 178H157L156 176H154ZM160 177V176H159ZM172 177V176H171ZM181 177H180V179H181ZM225 177V179L227 180V178ZM264 177V176H263ZM75 178V179H76ZM77 178V179H78ZM81 178V177H80ZM84 178V177H83ZM86 178H87V176H86ZM113 178V177H112ZM117 178H115V179H117ZM173 179H174V177H172ZM189 178V177H188ZM229 178H231V177H229ZM228 178V179H229ZM258 178V177H257ZM37 179V178H36ZM71 179H73V177H71ZM97 179H98V177H97ZM101 179V178H100ZM100 179H98L99 181H101ZM111 179V178H110ZM138 179V178H137ZM161 178H159L158 180H160ZM164 179H166V178H164ZM180 179H178V181L180 180ZM195 181H196V179H197V177H196V179L195 178H193ZM232 179V178H231ZM251 179V178H250ZM250 179H249V181H250ZM254 179H255V177H254ZM259 179V178H258ZM85 180V179H84ZM83 180V181H84ZM88 180V179H87ZM95 180H96V178H95ZM103 180H104V178H103ZM106 180V179H105ZM114 180V179H113ZM152 180H154V179H152ZM158 180H155V181H158ZM170 183L172 182V181H170L169 180V178L167 179ZM166 180V181H167ZM185 180V179H184ZM183 180V177H182V182H181V180L179 181V182H181L182 184H180L179 183V185H178V183L176 182L177 180H176V178H175V182H176V184L174 183V182H172L173 184H171V185H174L175 184V186H176V188L178 189V190H175L176 188H175V186L173 187V188H175V189H173L174 190V193L176 192V191H179V188L181 187V192H179V193H181V195H182V197H188V200L187 201H182V200H184V199H182V200H179L180 202H181V204H180V206L179 207H186V208H191L190 207V203L191 202H189V201H191V199L193 198V195L194 194H192L191 193V191H190V193L187 191V190H189V189H191L192 190V192H194L193 191V189H194V184H198V182L196 181V183H193V186H191L190 185V183H189V185H188V182H189V180H188V182H187V184H185L186 182ZM192 180V179H191ZM230 180V179H229ZM235 181H236V179H234ZM233 180V182H235ZM238 180V179H237ZM74 181V179L71 181V183ZM99 181H96V182H99ZM116 181L117 180H115L114 182V184H116ZM120 181V180H119ZM123 181V180H122ZM139 181V180H138ZM165 181V180H164ZM184 181V182H183ZM194 181V182H195ZM232 181V180H231ZM248 181V182H249ZM254 181H256V180H254ZM102 182V181H101ZM100 182V183H101ZM105 182V181H104ZM112 182V181H111ZM161 182H162V180H161ZM193 182V181H192ZM237 182V181H236ZM242 182H240V184L242 183ZM257 182H258V180H257ZM40 183V182H39ZM65 183V182H64ZM76 183H78V182H75L74 183V185L76 184ZM93 183V182H92ZM108 183H109V185H111L110 184V181H108ZM163 183V182H162ZM167 183V182H166ZM166 183L164 184V185H166ZM220 183V182H219ZM225 183V182H224ZM228 183V182H227ZM251 183V182H250ZM67 185H68V183H66ZM65 184V185H66ZM81 184V183H80ZM107 184V183H106ZM105 184V185H106ZM112 184H113V182H112ZM158 184H160L159 182H158ZM192 184V183H191ZM257 184V183H256ZM17 185V184H16ZM72 185H73V183H72ZM88 185V184H87ZM92 185V184H91ZM94 185H97V183L96 184H94ZM102 185H104V184H102ZM102 185H100V186H102ZM104 185V186H105ZM116 185H118V184H116ZM122 185V184H121ZM120 185V186H121ZM170 185V186H171ZM231 185V184H230ZM232 185H234V184H232ZM236 185H238V184H236ZM252 185V184H251ZM64 186V185H63ZM77 186V185H76ZM78 186H79V183H78ZM81 186V185H80ZM79 186V187H80ZM93 186V185H92ZM91 186V187H92ZM99 186V185H98ZM99 186V187H100ZM104 186H102V190H103V187ZM108 186V185H107ZM156 186H157V184H156ZM167 186V185H166ZM229 186V185H228ZM227 186V187H228ZM241 186V185H240ZM243 186V185H242ZM259 186H261L260 188H262L263 190H264V178L263 179H261V183L259 184ZM66 187V186H65ZM68 187H70V186H68ZM74 187V186H73ZM90 187V186H89ZM89 187H87V188H89ZM106 187V186H105ZM110 187V186H109ZM108 187V188H109ZM113 187H115V186H113ZM198 187V186H197ZM230 187V186H229ZM228 187V188H229ZM232 187V186H231ZM235 187V186H234ZM238 187V186H237ZM258 187V186H257ZM62 188V187H61ZM64 188V187H63ZM72 188V187H71ZM75 188V187H74ZM80 188H82L83 189V187H80ZM94 188V187H93ZM93 188H92V190H93ZM97 188V187H96ZM101 188V187H100ZM107 188V189H108ZM116 188H117V186H116ZM149 188V187H148ZM170 189H171V187H169ZM193 188V189H192ZM196 188V187H195ZM219 188V187H218ZM69 189L70 188H68V191H69ZM76 189H78V188H76ZM81 189V190H82ZM90 189V188H89ZM88 189V190H89ZM106 189V188H105ZM113 190L115 189V188H112ZM121 189H123L122 187H121ZM154 189L155 188H153V191H152V193H154ZM163 189V188H162ZM166 189V188H165ZM168 189V188H167ZM171 189V190H172ZM197 190H198V188H196ZM200 189V188H199ZM203 189V188H202ZM223 189V188H222ZM235 189V188H234ZM252 188L250 187V184H248V185H245L243 188H242V190L240 191V192H237V193H239V195H249V194H247L250 190H251ZM259 189V188H258ZM258 189H255V190H257V192H259L258 191ZM261 189V190H262ZM85 190V189H84ZM84 190H82V191H84ZM94 190H96V189H94ZM99 190H101V189H99ZM110 190V189H109ZM119 190V189H118ZM117 190V191H118ZM125 190V189H124ZM152 190V189H151ZM150 190V191H151ZM158 191L160 190V189H157ZM169 190V189H168ZM196 190V191H197ZM214 190V189H213ZM230 190H231V188H230ZM232 190H233V187H232ZM231 190V191H232ZM237 190V189H236ZM262 190V191H263ZM68 191H67V194L69 195V193H68ZM71 192H73V189H71L70 190ZM75 191V190H74ZM112 191V190H111ZM122 191V190H121ZM147 191V190H146ZM162 191V190H161ZM170 191V190H169ZM216 191H217V189H216ZM215 191V193H213L211 196H209V198H208V201H207V203H205V204H208V206L207 207H210L209 209H211L213 212H215V211H217V210H222V209H224L227 205H228V203L230 202V201H232V199L230 200V198L228 197L229 195H226V194H222L221 192H216ZM223 191V190H222ZM234 191V190H233ZM253 191V190H252ZM40 192V191H39ZM70 192V193H71ZM85 192H87V190L85 191ZM93 192H95V191H92V192H90V194H92ZM102 192V191H101ZM101 192H100V194H101ZM106 192H107V190H106ZM105 192V193H106ZM157 192V191H156ZM165 192V191H164ZM188 192V193H187ZM197 192H199V191H197ZM200 192H201V190H200ZM227 192V191H226ZM264 192V191H263ZM57 193V192H56ZM74 193H76V192H74ZM73 193V194H74ZM104 193V194H105ZM113 192H111V194H112ZM120 193V192H119ZM148 193H151V192H148ZM148 193H147V195H148ZM195 194H196V192H194ZM202 193V192H201ZM205 193V192H204ZM229 193V192H228ZM230 193H232V192H230ZM256 193V192H255ZM254 193V194H255ZM23 194V193H22ZM59 194V193H58ZM58 194H55V195H58ZM88 194V193H87ZM94 194H96V193H94ZM107 195L109 194V192H107L106 193ZM121 194V193H120ZM124 194V193H123ZM127 194V193H126ZM169 194H171V193H169ZM178 194V193H177ZM203 194V193H202ZM208 194V195H209ZM253 194V193H252ZM257 194V193H256ZM259 194V193H258ZM257 194V195H258ZM262 194H264V193H262ZM67 195V196H68ZM93 195V194H92ZM114 195H115V190H114ZM113 195V196H114ZM122 195V194H121ZM154 195V194H153ZM172 195V194H171ZM176 195V194H175ZM181 195L179 196V194H178V196L179 197H181ZM198 195H199V193H198ZM208 195H206V196H208ZM26 196V195H25ZM66 196V197H67ZM74 196V195H73ZM76 196V195H75ZM97 196V195H96ZM95 196V197H96ZM106 196V195H105ZM109 196H112V195H110L109 194ZM109 196H107L108 198H109ZM112 196V197H113ZM116 196H117V193H116ZM125 196V195H124ZM129 196V195H128ZM137 196H139V195H137ZM143 196H144V194H143ZM146 196V195H145ZM195 196H197V195H194V197ZM260 196V195H259ZM60 197H61V195H60ZM76 197H79V196H76ZM90 197V196H89ZM88 197V198H89ZM99 198L101 197V196H98ZM115 197V196H114ZM118 197V196H117ZM131 197H133V196H131ZM130 197V199H133V198H131ZM147 198H148V196H146ZM151 197V196H150ZM154 197V196H153ZM231 197V196H230ZM232 197H233V194H232ZM246 197H248V196H246ZM93 198V197H92ZM98 198V199H99ZM107 198V199H108ZM141 198V197H140ZM140 198H134V199H140ZM155 198H156V196H155ZM176 198V197H175ZM203 198V197H202ZM240 198V197H239ZM238 198V199H239ZM244 198H245V196H244ZM41 199V198H40ZM43 199V198H42ZM103 199V198H102ZM128 199V198H127ZM152 199V198H151ZM186 199V198H185ZM261 199V198H260ZM260 199H258V200H260ZM106 200V199H105ZM116 200H118V198L116 199ZM143 200H144V202H145V199L143 198ZM148 200V199H147ZM193 200V199H192ZM195 200H196V198H195ZM248 200V199H247ZM258 200H256V202L258 201ZM86 201V200H85ZM107 202L108 201H111V200H106ZM114 202H115V200H113ZM130 201V200H129ZM133 201V200H132ZM149 201H150V199H149ZM148 201V202H149ZM194 201V200H193ZM236 201V200H235ZM243 201V200H242ZM241 201V202H242ZM106 202V203H107ZM116 202H118V201H116ZM141 202V201H140ZM147 202V203H148ZM152 202H153V200H152ZM202 202H204V201H202ZM233 202V201H232ZM244 202V201H243ZM245 202H246V200H245ZM260 202H261V207L260 206H255V207H252V205L251 206H249V207H252V208H248L247 210H243V213H241V214H243L245 217H246V219L248 218L249 219V221H251L252 223H251V225H250V228L249 227H246L245 225H243V227H241V228H236L235 227V229H233V230H231L228 234H226V235H224V237H220V238H222V239H218L217 238V240L214 242V244L212 245V238H211V243L208 241V243L206 244V246H205V251H207L208 253L210 252V253H215V252H217L216 251V249L217 248H220V249H222L223 250V253H221V254H223V256H224V259L222 260V262L224 263V264H239V263H243L244 264V262H246L248 259H249V257L251 256V254H253L252 253V248L251 247H249L250 245L248 244V243H250V241H258L259 242V244H261V243H264V232L260 229L259 230V232L258 233H255V231H253V229H251V227H253V226H256L257 227V224L258 223H260L261 225H264V196L262 197V199L260 200ZM142 203V202H141ZM175 203V202H174ZM194 203V202H193ZM240 203V202H239ZM254 203V202H253ZM104 204V203H103ZM102 204V205H103ZM143 204V203H142ZM146 204V203H145ZM236 204V203H235ZM144 205V204H143ZM147 205V204H146ZM150 205H151V203H150ZM197 205V204H196ZM257 205V204H256ZM81 205H79V207H80ZM96 206H98L97 204H96ZM105 206H107V204L106 205H104V207ZM139 206H141V205H139ZM147 206H149V205H147ZM192 206V205H191ZM242 206V205H241ZM254 206V205H253ZM78 207V205H77V208L78 209H80ZM108 207V206H107ZM127 207V206H126ZM244 207V206H243ZM35 208V207H34ZM77 208H74V210L76 209L77 210ZM82 208V207H81ZM97 208H99V207H97ZM96 208V209H97ZM100 208H101V204H100ZM142 208H143V206H142ZM151 208V207H150ZM230 208V207H229ZM41 209V208H40ZM89 209V208H88ZM104 209V208H103ZM107 209V208H106ZM126 209V208H125ZM144 209H145V207H144ZM226 209H228V206L226 207ZM243 209V208H242ZM37 210V209H36ZM56 210V209H55ZM73 210V211H74ZM102 210V209H101ZM192 210V209H191ZM194 210H196V209H194ZM193 210V211H194ZM233 210V209H232ZM40 211V210H39ZM47 211V210H46ZM79 211V210H78ZM146 211H147V209H146ZM154 211V210H153ZM186 211V210H185ZM223 211V210H222ZM102 212H103V210H102ZM141 212V211H140ZM143 212V211H142ZM218 212H220V211H218ZM229 212V211H228ZM40 213H42V212H40ZM48 213V212H47ZM46 213V214H47ZM99 213H100V209H99ZM107 213V212H106ZM138 213H139V211H138ZM38 214H39V212H38ZM69 214V213H68ZM109 214V213H108ZM144 214V213H143ZM230 215V214H229ZM232 215V214H231ZM239 215V214H238ZM38 216V215H37ZM39 216L41 217V219H40V223L39 224H41L42 222H44V221H46V220H48L49 219V215H47V217L45 216L44 217V215H40L39 214ZM51 216H53V215H51ZM51 216H50V218H51ZM244 216H243V218H244ZM56 218H59V217H57V216H55ZM54 217V218H55ZM61 217V216H60ZM67 217V216H66ZM53 217H52V219H54ZM240 218H242V217H240ZM93 219V218H92ZM106 219V218H105ZM130 219V218H129ZM155 219V218H154ZM51 220V219H50ZM59 220H61V219H59ZM94 220V219H93ZM240 220H242V219H240ZM52 221V220H51ZM56 221H58V219H56ZM62 221V220H61ZM66 221H67V219H66ZM76 221V220H75ZM145 221V220H144ZM62 222H65V219L63 218V221ZM68 222V221H67ZM98 222V221H97ZM246 222H248L247 220H246ZM245 222V223H246ZM45 223V222H44ZM50 223V222H49ZM59 223V222H58ZM61 223V222H60ZM93 223H94V221H93ZM109 223V222H108ZM108 223H106V224H108ZM121 223V222H120ZM212 223V222H211ZM240 223V222H239ZM36 224H38V223H36ZM56 224V223H55ZM64 224H66V223H64ZM63 224V225H64ZM243 224V223H242ZM250 224V223H249ZM58 225V224H57ZM76 225V224H75ZM142 225V224H141ZM146 225V224H145ZM233 225H235V224H233ZM237 225V224H236ZM238 225H240V224H238ZM4 226V225H3ZM62 226V225H61ZM60 226V227H61ZM66 226H67V224H66ZM157 226V225H156ZM160 226V225H159ZM249 226V225H248ZM260 226V225H259ZM258 226V227H259ZM39 227V226H38ZM43 227V226H42ZM64 227V226H63ZM63 227H61V228H63ZM143 227V226H142ZM154 227V226H153ZM239 227V226H238ZM41 228V227H40ZM46 228H48V227H46ZM51 228H53V227H51ZM58 228V227H57ZM108 228V227H107ZM150 228V227H149ZM156 228V227H155ZM158 228V227H157ZM161 228V227H160ZM164 228V227H163ZM263 228V227H262ZM54 229V228H53ZM68 229V228H67ZM69 229H70V227H69ZM159 229V228H158ZM58 231H59V229H57ZM65 230V229H64ZM164 230V229H163ZM54 232H56L55 230H53ZM62 231V230H61ZM66 231V230H65ZM155 231V230H154ZM159 231V230H158ZM161 231V230H160ZM164 231H166V230H164ZM60 232V231H59ZM62 232H64V231H62ZM68 232V231H67ZM168 232V231H167ZM167 232H165V235L167 234ZM53 233V232H52ZM162 233H163V231H162ZM171 233H172V231H171ZM171 233H170V236H171ZM60 234H61V232H60ZM59 234V235H60ZM110 234V233H109ZM160 234V233H159ZM174 233H172V235H173ZM177 234V233H176ZM175 234V235H176ZM64 235H66V234H63V236ZM101 235V234H100ZM177 235H179V234H177ZM218 235V234H217ZM56 236V235H55ZM60 236H62V235H60ZM62 236V237H63ZM154 236V235H153ZM152 236V237H153ZM159 236H162V235H159ZM167 236V235H166ZM211 236V235H210ZM209 236V237H210ZM214 235H212V237H213ZM91 237V236H90ZM142 239H147L148 237H149V232L148 233H143L141 236H140ZM140 237L138 238V239H140ZM151 238V237H150ZM155 238V237H154ZM153 239V238H152ZM158 239V238H157ZM176 239H178V238H176ZM175 239V240H176ZM204 239V238H203ZM240 239V240H239ZM59 240V239H58ZM89 240V239H88ZM170 240V239H169ZM174 239L172 240V241H175ZM7 241V240H6ZM146 241V240H145ZM156 241V240H155ZM165 241V240H164ZM203 241V240H202ZM241 241H243V243L242 244H240V242ZM21 242V241H20ZM47 242V241H46ZM204 242V241H203ZM157 243V242H156ZM236 243H239L241 246H244L245 247V249H244V247L243 248H241V249H244L243 251L241 250V251H236L237 253H235V252H233L234 250H233V247L235 246V244ZM253 243V242H252ZM78 244V243H77ZM170 244V243H169ZM195 244H197V243H195ZM199 244V243H198ZM216 244V245H215ZM255 244H257V243H255ZM5 245V244H4ZM43 245H45V244H43ZM69 245V244H68ZM194 245V244H193ZM252 245V247H253V244H251ZM2 246V245H1ZM9 246V245H8ZM8 246H6V247H8ZM22 246V245H21ZM67 246V245H66ZM65 246V247H66ZM79 246V245H78ZM201 246V245H200ZM237 246H239V245H237ZM255 246V245H254ZM259 246V245H258ZM263 246V245H262ZM17 247V246H16ZM195 247H196V245H195ZM198 247V246H197ZM202 247V246H201ZM261 247V246H260ZM12 248H13V246H12ZM15 248V247H14ZM17 248H19V247H17ZM45 248H47V245H46V247ZM50 248V247H49ZM76 248V247H75ZM194 248V247H193ZM192 248V249H193ZM251 248V249H250ZM20 249V248H19ZM23 249H25V248H23ZM77 249V248H76ZM192 249L190 250V252L192 253ZM237 249V248H236ZM235 249V250H236ZM240 249V248H239ZM238 249V250H239ZM253 249H255V248H253ZM16 250V249H15ZM20 250H22V248L20 249ZM45 250V249H44ZM70 250H72V249H69V251ZM198 250V249H197ZM197 250H196V252H197ZM258 250H260V249H258ZM23 251V250H22ZM38 251H40L41 252V250L39 249ZM46 251H48V250H46ZM74 251V250H73ZM78 251H80V250H78ZM116 251V250H115ZM188 251V250H187ZM195 251V250H194ZM202 251V250H201ZM254 251V250H253ZM189 252V253H190ZM257 252V251H256ZM255 252V253H256ZM39 253V252H38ZM43 253V252H42ZM41 253V254H42ZM52 253V252H51ZM72 253V252H71ZM78 254L80 253V252H77ZM184 254L182 257H183V261H189L190 260V258H192V255H190V254ZM195 253V252H194ZM199 253V252H198ZM207 253V254H208ZM209 253V254H210ZM264 253V252H263ZM20 254L22 255V256H15L16 254H13L9 249H7V248H0V264H38V263H36L35 262V258L32 256V254L30 253V251H23V252H20ZM40 254V255H41ZM54 254V253H53ZM74 254L75 253H73L72 254V256H74ZM77 254V255H78ZM201 254V253H200ZM203 254H205V252H203ZM220 254V251H219V255H221ZM259 253H257L256 254V256L258 255ZM50 255H52V254H50ZM49 255V256H50ZM55 255V254H54ZM76 255V254H75ZM181 255V254H180ZM260 255V254H259ZM38 256V255H37ZM44 256V255H43ZM66 256H69V255H66ZM65 256V257H66ZM202 256V255H201ZM216 256H218V255H216ZM215 255H214V258L216 257ZM65 257H63V259L65 258ZM70 258H71V255L69 256ZM96 257V256H95ZM203 257V256H202ZM252 257V256H251ZM258 257V256H257ZM256 257V258H257ZM211 258V257H210ZM213 258V257H212ZM263 257H261V259H262ZM50 259H52V258H50ZM72 259H74V257L72 258ZM96 259V258H95ZM204 259V258H203ZM216 259V258H215ZM254 259V258H253ZM252 259V260H253ZM260 259V258H259ZM62 260V259H61ZM75 260V259H74ZM78 260V259H77ZM99 260V259H98ZM97 260V261H98ZM125 260V259H124ZM197 260V259H196ZM206 260H207V257H206ZM251 259H249V261H250ZM39 261H40V259H39ZM43 262H44V260H42ZM56 261V260H55ZM63 261H65V260H63ZM73 261V260H72ZM100 261H102L101 259H100ZM99 261V262H100ZM191 261H192V259H191ZM204 261V260H203ZM202 261V264L204 263ZM210 261V260H209ZM209 261H208V263H209ZM219 261V260H218ZM255 261V260H254ZM260 261V260H259ZM45 262H47V261H45ZM70 262V261H69ZM91 262V261H90ZM210 262H212V261H210ZM248 262V261H247ZM40 263H41V261H40ZM39 263V264H40ZM48 263V262H47ZM47 263H45V264H47ZM51 263V262H50ZM60 263V262H59ZM58 263V264H59ZM61 263H62V261H61ZM71 263V262H70ZM75 264H76V260H75V262H74ZM93 263V262H92ZM101 263V262H100ZM189 263H190V261H189ZM220 263V262H219ZM249 263H251V261L249 262ZM259 263H261V262H259ZM44 264V263H43ZM53 264V263H52ZM64 264H65V262H64ZM79 264V263H78ZM89 264V263H88ZM94 264V263H93ZM96 264V263H95ZM99 264V263H98ZM129 264H130V262H129ZM179 264V263H178ZM200 264H201V262H200ZM205 264V263H204ZM211 264H213V263H211ZM214 264H215V262H214ZM248 264V263H247ZM252 264V263H251ZM256 264H258V263H256ZM263 264V263H262Z\"/></svg>", "mask_w": 264, "mask_h": 264}]
</instances>
